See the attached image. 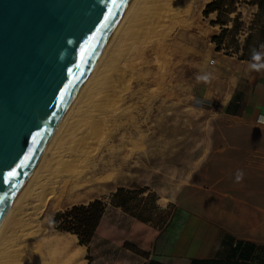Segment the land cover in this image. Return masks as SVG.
I'll list each match as a JSON object with an SVG mask.
<instances>
[{
    "label": "rangeland",
    "instance_id": "obj_1",
    "mask_svg": "<svg viewBox=\"0 0 264 264\" xmlns=\"http://www.w3.org/2000/svg\"><path fill=\"white\" fill-rule=\"evenodd\" d=\"M145 1L143 7L136 8V13L121 18L113 26L110 33L113 31L116 38L105 42V49H112L109 59L112 60L104 63L109 67V76L94 72L97 64L90 71L91 81L89 78L85 85L90 88L94 84L91 89L97 92L85 97L92 110L73 111L71 116L76 118L78 127L71 128L73 131L69 130L62 140L55 136L51 144L53 147L62 144L61 149L52 147L48 159L40 162L42 166L40 163L36 166L41 170L35 168L39 172L33 176L35 180L32 177L30 186L22 190L27 208L20 210L14 220L7 219L0 231V264H56L60 252L50 243L55 237L72 239L74 248L80 249L84 256L75 236L47 226L54 211L107 197L116 188L125 190L131 208L140 206L139 201L146 198L143 193L149 189L144 205L152 208L153 197L166 195L168 189L185 180V168L202 161L208 141L207 120L218 112L209 110L206 102L194 95L192 64L199 48L197 42H208L212 30L217 29H212L210 17L202 14L210 0ZM237 1L236 8L250 0ZM236 11L239 30L227 33L226 49L230 46L234 50L251 28L250 13L245 12L244 21L240 19L242 12ZM84 90L77 99L84 97ZM43 167L50 170L41 174L45 179L39 177L44 185L31 189L36 176L45 170ZM64 187L69 190L68 199L55 205L53 199L41 207L36 204L37 197L45 191L53 197ZM158 219H162L160 215Z\"/></svg>",
    "mask_w": 264,
    "mask_h": 264
},
{
    "label": "crops",
    "instance_id": "obj_2",
    "mask_svg": "<svg viewBox=\"0 0 264 264\" xmlns=\"http://www.w3.org/2000/svg\"><path fill=\"white\" fill-rule=\"evenodd\" d=\"M237 9L244 21L245 12L252 16L242 42L232 50L223 41L216 49L211 37L221 28L209 23L217 29L208 42H197L193 55V93L218 112L207 120L202 161L185 168V180L166 195L154 197L156 208H142L143 198L135 212L126 209L117 188L97 197L106 204L102 222L122 237L140 222V212L145 215V224L156 230L148 256L96 233L88 252L78 243L84 264L86 255L90 264H264V67H251L264 65V0ZM208 17L214 20L216 12ZM253 50L261 54L259 61ZM205 74L208 82L197 79ZM238 170L243 172L239 181Z\"/></svg>",
    "mask_w": 264,
    "mask_h": 264
},
{
    "label": "water",
    "instance_id": "obj_3",
    "mask_svg": "<svg viewBox=\"0 0 264 264\" xmlns=\"http://www.w3.org/2000/svg\"><path fill=\"white\" fill-rule=\"evenodd\" d=\"M128 0H0V218Z\"/></svg>",
    "mask_w": 264,
    "mask_h": 264
},
{
    "label": "trees",
    "instance_id": "obj_4",
    "mask_svg": "<svg viewBox=\"0 0 264 264\" xmlns=\"http://www.w3.org/2000/svg\"><path fill=\"white\" fill-rule=\"evenodd\" d=\"M262 1L263 0H250L245 3H257L261 5ZM237 2V0H211L205 4L202 10L204 17H208L210 13L216 12V18L210 20L209 23L212 25L218 24L221 28V32L218 35L211 37V40L216 43V49L218 50L221 48V44L225 40L228 32H231L233 29L235 31L239 30V12L236 11ZM232 13L235 14L232 16ZM115 194L122 197L121 202L124 203L126 209L132 210V212L136 211L129 205V199L126 196L125 190L117 188ZM147 197H149L148 194L145 199H147ZM152 200L154 201V197ZM153 201L152 207L156 208ZM140 203L141 201H139L138 205H140ZM144 204L145 202L142 204V208L146 207ZM105 206L106 204L100 198H95L87 203L71 205L65 209L54 211L47 222V226L52 230L75 235L78 239V243L87 247V252L92 236L99 233L121 244L123 247L143 257H147L152 239L156 235V230L145 224V215H141L140 212V219H138L140 222L136 221L127 235L122 237L116 229L107 225L106 222H102ZM85 258L88 259L87 264H90V256L86 255Z\"/></svg>",
    "mask_w": 264,
    "mask_h": 264
},
{
    "label": "bare ground",
    "instance_id": "obj_5",
    "mask_svg": "<svg viewBox=\"0 0 264 264\" xmlns=\"http://www.w3.org/2000/svg\"><path fill=\"white\" fill-rule=\"evenodd\" d=\"M141 1V2H140ZM142 1L143 0H128L127 1V3H126V6L124 7V9H123V11L121 12V14H120V16L118 17V19H117V22L121 19V18H125V16H132L134 13H136L135 12V10H137L136 8H138V6H139V8H141V5L143 4L142 3ZM145 1V0H144ZM146 1H148V0H146ZM145 1V2H146ZM153 1V0H152ZM159 1V0H158ZM150 2V1H149ZM149 2H148V4H149ZM147 3V2H146ZM146 3H144V5L146 4ZM137 5V6H136ZM144 5H142V7L144 6ZM150 5V4H149ZM139 8H138V10H139ZM135 20V19H134ZM122 21V20H121ZM133 21V20H132ZM116 22V23H117ZM135 22V21H134ZM122 23V22H121ZM139 22H137V24H138ZM129 25V24H128ZM136 25V24H135ZM133 27V26H132ZM117 28V27H116ZM129 28V27H128ZM121 31V30H120ZM132 31V30H131ZM123 32V31H122ZM113 34H114V32L112 31V33H109V35H108V37L106 38V40L104 41V43L102 44V46H101V48L99 49V51L97 52V54H96V56L94 57V59H93V61L91 62V64H90V66L88 67V69L86 70V72L84 73V75H83V77H82V79L80 80V82H79V84H78V86H77V88L75 89V91L73 92V94L71 95V97H70V99L67 101V103L65 104V106H64V108H63V110H62V112H61V114H60V116H59V118H58V120H57V122H56V124H55V126H54V128L52 129V131H51V133H50V135L48 136V138H47V140H46V142H45V144H44V146L42 147V149H41V151L39 152V154L37 155V157H36V159H35V161H34V163H33V165H32V167H31V169L29 170V172H28V174H27V176H26V178H25V180H24V182L22 183V185H21V187H20V189L18 190V192H17V194L15 195V197L13 198V200H12V202L10 203V205L8 206V208L6 209V211L4 212V214L2 215V217L0 218V231H3L2 229H4V224L6 223V221H7V219H10V218H13V220H14V218H15V216H17V214L19 215V212H20V210L22 211V210H24V209H26L27 207H25V205H26V200L24 201V197L25 196H23L22 195V190L24 191V189H26L27 188V186L29 187L30 186V184L29 183H31L30 182V179H32V177L33 176H35L36 174H39V172L37 171V170H41L40 168L38 169L36 166H38V165H40L41 164V166H42V163H40V162H42L43 160L45 161L46 159H48V155L49 154H51V149H52V147H53V145L51 144V142H53L52 140H54L55 138H57V137H61L60 139L62 140V138L64 137V136H66L67 135V133H69V130H71V128H75L77 125H76V122H75V119H72V113H74L73 111H77V110H82V111H91L92 110V108H91V106L92 105H90L88 102V100H87V98L85 97L86 95H89V97L91 96V95H96L95 94V92H97V91H93V89H91V88H93L94 87V84H92V86L93 87H91V86H89L90 88H87L86 87V85L85 84H87V80L90 78V81H91V77H90V71L91 70H93V67H94V65H96L95 67H94V69H95V71L94 72H98V75H100V76H107L108 74H109V67L108 66H106L105 67V65H104V63L106 62V60L108 61L109 59H110V57H111V52H112V49H105V46H106V44H105V42L106 43H108V41H113V39L114 38H116V35H114V37H113ZM116 34V33H115ZM127 34V33H126ZM130 35V34H129ZM118 37V36H117ZM119 38V37H118ZM129 38V37H128ZM118 42V41H117ZM105 44V45H104ZM119 44V43H118ZM104 45V46H103ZM114 46V45H113ZM117 46V45H116ZM103 47V48H102ZM119 50V49H118ZM111 51V52H110ZM121 52V51H120ZM116 54V53H115ZM112 60V59H111ZM111 60H109V61H111ZM101 61V63L99 64V63H97V62H100ZM103 63V64H102ZM99 64V65H98ZM113 65V64H112ZM111 65V66H112ZM114 68V67H113ZM93 75V74H92ZM109 76V75H108ZM98 78V77H97ZM101 78V77H100ZM99 79V78H98ZM102 79V78H101ZM103 80H105V79H103ZM87 81V82H86ZM97 82V81H96ZM99 83H100V81H98ZM97 82V83H98ZM100 84H102V83H100ZM85 85V86H84ZM97 85V84H96ZM95 85V86H96ZM103 85V84H102ZM84 87V88H83ZM87 88V90L85 91L84 89H86ZM85 91L84 92V94H83V98L81 99H77V97L79 96V94H81V92L83 93V90ZM82 90V91H81ZM81 91V92H80ZM82 95H80V97H81ZM92 97V96H91ZM102 98V97H101ZM89 99V98H88ZM95 99V98H94ZM81 111V112H82ZM86 112H84V113H86ZM80 115H82L83 113H79ZM87 114V113H86ZM85 114V115H86ZM75 115V114H74ZM76 115H78V114H76ZM84 114H83V117L85 116ZM90 116V115H89ZM76 117V116H75ZM78 118H79V116H77ZM88 117V116H87ZM77 118V119H78ZM86 118V117H85ZM83 119V118H82ZM93 119V118H92ZM86 120L88 121V119L86 118ZM94 120V119H93ZM83 121H85V119L83 120ZM79 122V121H78ZM84 123V122H83ZM92 123V122H91ZM74 124H75V126H74ZM84 125V124H83ZM72 126H74V127H72ZM78 127V126H77ZM83 127V126H82ZM80 129V128H79ZM79 129H77V130H79ZM71 131H73V130H71ZM77 132H79V131H77ZM89 133V132H88ZM74 135V134H73ZM80 135V134H79ZM55 136H57V137H55ZM72 136V135H71ZM82 136V135H81ZM72 137H70V139H71ZM84 138H85V136H84ZM64 139V138H63ZM69 139V138H68ZM67 140V139H66ZM62 142V141H61ZM65 142V141H64ZM67 143H69V142H67ZM71 143V142H70ZM76 143V142H75ZM52 146H51V145ZM54 145H56V143L54 144ZM62 145V144H61ZM61 145H59V143H58V145H57V147L55 146V147H53V148H56V149H61L59 146H61ZM64 145V144H63ZM51 146V147H50ZM65 146V145H64ZM62 147V146H61ZM89 148V147H88ZM55 149V150H56ZM52 150H54V149H52ZM69 151V150H68ZM80 151V150H79ZM60 153H61V151H59ZM58 152V153H59ZM64 152H65V150H64ZM81 152V151H80ZM61 155V154H60ZM59 155V156H60ZM47 157V158H46ZM55 157V156H54ZM74 157V156H73ZM46 158V159H45ZM74 159H75V157H74ZM59 160V159H58ZM49 161V160H48ZM62 161V160H61ZM50 162V161H49ZM90 162V161H89ZM40 163V164H39ZM44 163V162H43ZM51 163V162H50ZM46 164V163H45ZM64 164V163H63ZM67 165H68V163H67ZM57 166V165H56ZM62 166V165H61ZM46 167H48V166H46ZM46 167H43V168H45V170L43 171V172H41L40 173V175H38V176H36V181L32 184V188L31 189H34L33 187L34 186H39L40 187V185L42 184V185H44V183H41L42 182V179L45 177H43L41 174L43 173V174H46V173H44L45 171L47 172V170H46ZM51 167V166H50ZM87 167V166H86ZM35 168L37 169V170H35ZM42 168V167H41ZM49 168V167H48ZM67 169V168H66ZM81 169V168H80ZM79 169V170H80ZM52 170V169H51ZM85 170V169H84ZM36 171H37V173H36ZM49 172H47V173H50V170H48ZM68 171V170H67ZM52 172V171H51ZM81 172V171H80ZM36 173V174H35ZM76 175V174H75ZM42 176V177H41ZM39 177H41L40 179H41V182H39ZM71 178V177H70ZM33 179L35 180V177H33ZM45 179V178H44ZM47 179V178H46ZM94 179V178H93ZM51 180V179H50ZM49 180V181H50ZM98 180V179H97ZM108 180V179H107ZM65 181V180H64ZM66 182V181H65ZM81 182V181H80ZM82 183V182H81ZM84 183V182H83ZM41 185V186H42ZM46 186V185H45ZM59 187V186H58ZM63 187V186H62ZM52 188V187H51ZM65 189H61L60 191H59V193L56 195V196H53V197H51V195H50V192H48V191H45V190H43L42 192H44V193H42V195L40 196V197H37V203L36 204H38L40 207L41 206H43L46 202H47V200H49V199H53L54 201V205L55 204H59L60 202H62V201H64L65 199H68L69 197H70V193L68 192L69 190L66 188V187H64ZM52 189H54V187L52 188ZM70 189V188H69ZM72 189V188H71ZM35 190V189H34ZM30 191V190H29ZM28 192V191H27ZM26 192V193H27ZM34 192V191H33ZM37 192H39V191H37ZM52 192V191H51ZM55 192V191H54ZM53 192V193H54ZM52 193V194H53ZM25 194V193H24ZM30 194V193H29ZM36 194V193H35ZM41 194V193H40ZM32 195V194H31ZM55 195V194H54ZM34 196V195H33ZM19 201V202H18ZM21 202V203H20ZM24 202V203H23ZM29 203V202H28ZM34 205H35V203H34ZM19 206V207H18ZM40 207H38V208H40ZM37 208V207H36ZM37 208V209H38ZM23 212V211H22ZM35 213H37V212H35ZM21 215V214H20ZM22 216V215H21ZM20 217V216H19ZM17 218V217H16ZM21 219V218H20ZM11 220V219H10ZM10 220H8V221H10ZM12 222V221H11ZM8 223V222H7ZM19 223V222H18ZM23 223V222H22ZM27 224V223H26ZM9 225H11V223L9 224ZM13 225H14V223H13ZM12 226V225H11ZM6 227H7V225H6ZM9 228V227H8ZM12 228V227H11ZM19 230V229H18ZM2 233V232H1ZM10 233V232H9ZM9 236V235H8ZM6 237V236H5ZM4 237V238H5ZM1 238V237H0ZM6 238H8V237H6ZM5 238V239H6ZM2 242H3V240H2ZM6 243V242H5ZM50 243H52L53 245H54V247H56V251H58V252H60L59 253V255L61 256H59V255H57L56 256V254H55V256H56V260L58 261L56 264H84L85 263V260H82L81 259V250L80 249H78V248H74V242L72 241V239H69V238H66V237H55V238H53L51 241H50ZM4 246V245H3ZM1 250V249H0ZM53 252V251H52ZM53 253H55V252H53ZM10 254V253H9ZM47 254H48V252H47ZM52 256H53V254H52ZM53 258V257H52ZM54 260H53V263L56 261L55 260V257L53 258ZM51 261V260H50ZM48 262V261H47ZM50 263H52V262H50Z\"/></svg>",
    "mask_w": 264,
    "mask_h": 264
},
{
    "label": "clouds",
    "instance_id": "obj_6",
    "mask_svg": "<svg viewBox=\"0 0 264 264\" xmlns=\"http://www.w3.org/2000/svg\"><path fill=\"white\" fill-rule=\"evenodd\" d=\"M261 54L253 50V59L259 61ZM251 67L255 70H260L261 67H264V65L255 63L252 64ZM198 80L203 81V82H208L210 80V74H205L202 76L197 77ZM243 178V172L242 171H237L236 174V180L239 181Z\"/></svg>",
    "mask_w": 264,
    "mask_h": 264
}]
</instances>
